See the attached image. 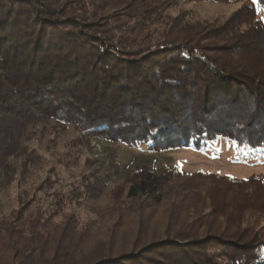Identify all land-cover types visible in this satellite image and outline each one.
<instances>
[{"label":"trees","instance_id":"1","mask_svg":"<svg viewBox=\"0 0 264 264\" xmlns=\"http://www.w3.org/2000/svg\"><path fill=\"white\" fill-rule=\"evenodd\" d=\"M177 5L0 0V199L34 165L31 135L50 124L131 148L200 149L222 138L264 152V0L213 22ZM165 180L137 167L128 197L202 205L171 213L165 239L138 249V238L122 252L111 240L86 252L73 215L55 222L23 192L19 207L0 215V264H264V205H217L211 184L166 189ZM236 183L242 193L254 185Z\"/></svg>","mask_w":264,"mask_h":264},{"label":"rangeland","instance_id":"2","mask_svg":"<svg viewBox=\"0 0 264 264\" xmlns=\"http://www.w3.org/2000/svg\"><path fill=\"white\" fill-rule=\"evenodd\" d=\"M176 1L180 9L195 12L194 20L208 22L227 18L249 2ZM176 12L175 8L170 13L176 15ZM230 142L219 138L200 149L190 146L154 151L147 145L131 148L122 143L86 138L73 128L66 131L54 128L53 124L46 129L38 127L28 142L30 155L36 156L34 165L24 173L23 181L12 184L2 193L0 215L7 216L18 208L17 199L25 193L24 200H35L34 205L42 206L45 216L55 214V222H63L64 216L73 215L78 228L86 229L83 231L88 235L83 245L86 252H96L101 242L109 240L119 252L135 250L132 247L138 238L141 239L138 249H141L154 240L165 239L171 213L175 214L174 218L178 214L186 217L183 211L202 205V201L192 197L184 204L171 205V196L162 202L155 197L129 199L131 175L137 167H153L164 174L166 189L179 182L211 184V198L217 205L224 198H233L235 204L247 208L264 205V152L230 147ZM22 161L17 162L18 166ZM177 170L181 172L180 177L173 175ZM228 181L234 186L240 181L254 185L250 192L243 189L246 193H242L238 186L229 187ZM256 184L260 188L255 189ZM53 202L56 207H52ZM209 206L205 202L203 211L207 212ZM258 219L264 223V213ZM192 220L193 217L189 223Z\"/></svg>","mask_w":264,"mask_h":264},{"label":"snow or ice","instance_id":"3","mask_svg":"<svg viewBox=\"0 0 264 264\" xmlns=\"http://www.w3.org/2000/svg\"><path fill=\"white\" fill-rule=\"evenodd\" d=\"M252 2L254 4H258L259 3V0H252ZM230 147H234L236 146V142L235 141H231L230 144H229Z\"/></svg>","mask_w":264,"mask_h":264}]
</instances>
